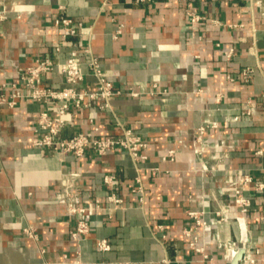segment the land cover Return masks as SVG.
<instances>
[{"label": "crops", "instance_id": "1", "mask_svg": "<svg viewBox=\"0 0 264 264\" xmlns=\"http://www.w3.org/2000/svg\"><path fill=\"white\" fill-rule=\"evenodd\" d=\"M2 10L8 17L0 24V80L16 81L36 56L62 62L81 44L89 46L123 93L110 109L100 108V101L71 105L61 136L122 135L131 128L148 141V158L135 161L122 149L106 155L88 149L77 157L36 147L39 112L53 111L54 103L0 105V264H230L219 235L233 239L236 223L219 231L216 220L239 215L232 192L244 174L264 181V0H0ZM189 11L207 18L193 24ZM59 17L85 21L92 34L63 38L54 23ZM229 48L235 49L231 58ZM90 56L79 55L86 74L82 90L97 85ZM248 66L254 73L244 81ZM44 82L66 86L58 66ZM130 87L142 93L132 96ZM250 98L257 110L246 115L242 107ZM213 120L219 125L207 127L203 152L196 154L198 128ZM170 150L175 159L164 160ZM106 174L116 175L121 207L108 200ZM137 177L144 186L142 204L133 191ZM68 191L80 204L102 207L87 214L91 230L79 242L70 235L76 218L67 211ZM243 194L252 201L256 264H264V192ZM202 208L208 211L212 262L202 261L184 234L192 223L186 211ZM27 227L38 237L28 236ZM103 238L110 249L97 246Z\"/></svg>", "mask_w": 264, "mask_h": 264}, {"label": "built area", "instance_id": "2", "mask_svg": "<svg viewBox=\"0 0 264 264\" xmlns=\"http://www.w3.org/2000/svg\"><path fill=\"white\" fill-rule=\"evenodd\" d=\"M137 3H148L152 0H135ZM108 0H103L105 5ZM190 21L193 24H197L207 17L195 11L188 12ZM8 15L5 10L0 11V24L7 19ZM215 23L219 21L214 20ZM55 25L62 28L61 36L67 38L69 36L81 35L83 38H88L92 34V27L88 26L83 20H77L71 17H59L54 21ZM235 26V25H230ZM122 31V25L114 33V37L117 38ZM59 49V47H57ZM81 53L91 54L87 65L90 72L96 78V88L94 90H82L79 89V85L85 80L86 74L83 70V63L79 59ZM228 58H231L235 54L234 48H229L225 51ZM60 67L66 81V86L62 88H53L44 82V76L46 73L52 72L55 67ZM254 73L253 67H246L241 73V78L244 81H249ZM231 80H234L231 78ZM154 87L158 90V85ZM160 90V89H159ZM158 90V91H159ZM129 94L132 96H138L142 92L136 91L132 87L128 89ZM156 91H151L154 93ZM123 93L122 89L116 88L113 82L107 77L102 61L99 56L92 53L89 46L81 44L78 48L71 51V54L62 62H58L49 54L36 56L33 62L20 71L19 78L16 81L6 82L0 80V105H6L8 107L16 106L21 100H31L38 103L53 102V111L42 110L39 112L37 118L36 132L37 136L33 140V144L36 147L50 149L55 152H71L77 157L85 155L88 149H92L98 155H106L109 152L117 149L127 151L130 156L135 160L147 159L146 148L148 141L141 135L137 134L131 128H124L122 135H89L86 132H79L71 137H62L61 133L64 127L69 122V115L71 113V105L76 108L88 107L91 101H100V108L110 109L111 101L115 97ZM222 96H217V101L220 102ZM257 110L255 102L250 98L246 101L242 107V112L246 115H252ZM218 121H211L207 125H202L198 128L196 140L198 146L195 149L196 154H202L204 148L203 135L207 127H218ZM97 131L98 127H94ZM261 152V151H260ZM164 160L175 159V153L170 150L167 155L163 156ZM157 170V168H153ZM116 175L106 174L104 175V182L107 186L111 187V192L108 195V200L114 203L115 207H121L124 205V198L119 196L115 191ZM136 187L134 192L139 193L140 203H144V186L140 177L136 178ZM244 189H250L256 193L264 192V181L255 180L250 174H244L242 179V185L233 189L232 199L234 204L239 209V215L235 218H229L226 215H222L217 218L216 225L222 221L227 223L234 221L237 226V233H245L251 240L245 241L243 239H223L219 240L221 247L225 249L227 244L233 245L235 249L244 246L247 251L244 253L240 264H256L258 261V255L260 254L259 247H253L252 229L249 222L248 213L252 205L250 198L243 194ZM67 211L70 215L76 218V225L70 231L71 238L79 242L81 241L91 230L90 222L87 218V214L96 210L102 209L98 204L96 205H83L78 203L79 201L73 196L71 191H68L65 197ZM207 210L202 208L200 210L188 209L186 211L187 216L192 223L184 229V234L189 239V246L197 254L201 256L202 261H214V256L207 251L208 241L206 239L207 228L209 227V221L206 217ZM255 220H260V216H255ZM163 226L160 225V228ZM25 232L28 236L37 238L38 235L34 228L27 227ZM97 246L101 250L110 249V243L107 239H99ZM226 261V253L224 254ZM264 260V259H263ZM75 264H82L81 261H76Z\"/></svg>", "mask_w": 264, "mask_h": 264}, {"label": "water", "instance_id": "3", "mask_svg": "<svg viewBox=\"0 0 264 264\" xmlns=\"http://www.w3.org/2000/svg\"><path fill=\"white\" fill-rule=\"evenodd\" d=\"M225 225V223H223L222 221L217 223V228L219 231H222L223 226ZM237 227V226H236ZM219 239L223 240V236L220 234L219 235ZM233 239H243L245 241H250L251 237H248L245 233H238ZM225 253H226V257L228 259V261L230 262V264H240L244 253H246L247 249L244 246H241L238 249H235L233 247V245L227 244L225 246Z\"/></svg>", "mask_w": 264, "mask_h": 264}]
</instances>
